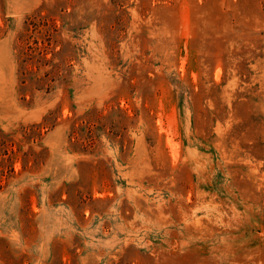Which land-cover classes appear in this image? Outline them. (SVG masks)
<instances>
[{
  "label": "rangeland",
  "instance_id": "374dc122",
  "mask_svg": "<svg viewBox=\"0 0 264 264\" xmlns=\"http://www.w3.org/2000/svg\"><path fill=\"white\" fill-rule=\"evenodd\" d=\"M0 264H264V0H0Z\"/></svg>",
  "mask_w": 264,
  "mask_h": 264
}]
</instances>
